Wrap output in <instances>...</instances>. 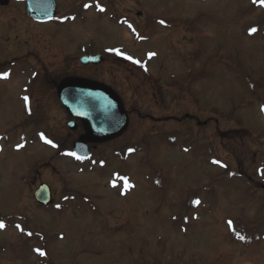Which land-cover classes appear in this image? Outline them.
<instances>
[{
  "label": "rangeland",
  "instance_id": "obj_1",
  "mask_svg": "<svg viewBox=\"0 0 264 264\" xmlns=\"http://www.w3.org/2000/svg\"><path fill=\"white\" fill-rule=\"evenodd\" d=\"M117 2L0 43V264H264V194L250 186L264 187V6ZM97 53L103 64L80 65ZM69 77L115 89L130 118L91 162L70 159L85 131L57 96ZM40 182L54 206L35 203Z\"/></svg>",
  "mask_w": 264,
  "mask_h": 264
},
{
  "label": "water",
  "instance_id": "obj_2",
  "mask_svg": "<svg viewBox=\"0 0 264 264\" xmlns=\"http://www.w3.org/2000/svg\"><path fill=\"white\" fill-rule=\"evenodd\" d=\"M33 7V6H32ZM55 8L43 12L31 10L29 15L41 21H50L55 15ZM101 55H89L80 58L84 66L102 63ZM59 100L65 110L75 120L82 123L85 134L74 144V154L79 158L91 156L90 145L102 144L122 136L128 127V117L119 96L98 82L82 78H66L58 86ZM72 131L78 129L76 122L69 123ZM51 189L42 184L34 193L36 203L47 207L53 201Z\"/></svg>",
  "mask_w": 264,
  "mask_h": 264
},
{
  "label": "flooded vegetation",
  "instance_id": "obj_3",
  "mask_svg": "<svg viewBox=\"0 0 264 264\" xmlns=\"http://www.w3.org/2000/svg\"><path fill=\"white\" fill-rule=\"evenodd\" d=\"M102 3H105L109 11L113 7L116 8L115 14H118L117 8L118 11L121 10L118 6L120 2L118 3L117 0H102ZM86 4L93 7L92 0H0V43L9 40V34H15L17 39L21 33H31L45 25L54 24L56 19L62 15L66 18H73V16L77 18L78 15L84 13ZM46 5H53L56 8L54 19L47 24L35 22L28 14L29 6L41 10L46 8ZM61 9H64L66 13H61Z\"/></svg>",
  "mask_w": 264,
  "mask_h": 264
},
{
  "label": "snow or ice",
  "instance_id": "obj_4",
  "mask_svg": "<svg viewBox=\"0 0 264 264\" xmlns=\"http://www.w3.org/2000/svg\"><path fill=\"white\" fill-rule=\"evenodd\" d=\"M257 2L261 6H264V0H253V3H257ZM84 7H89V5H84ZM100 11H104V9L103 8H100ZM160 23L161 24H164L165 22L163 20H161ZM129 27H131V25H129ZM256 31H257L256 28H251L250 29V34L251 33H255ZM151 55H154V53H152ZM128 59H132V58L131 57H128ZM136 62L139 63V61H136ZM7 76H8V73H6V72L5 73H0V78H7ZM23 99L25 100V102H27L29 98L25 96ZM41 138L42 139L44 138L42 133H41ZM46 143L52 144V141L46 140ZM129 151H133V150L132 149H129ZM72 155H75V154L72 153ZM214 163H219V162L218 161H214ZM221 166H224V165H221ZM193 203L196 204V205H199L200 204V200L196 199V200L193 201ZM58 207H59V205H58ZM228 223H229V226H231L232 222L229 221ZM4 227H5V225H4L3 221H0V229H3ZM17 228H20V226L17 225ZM28 235L31 236L32 233H28ZM237 235H238V238L244 239V237L243 236H240L238 233H237ZM35 251H37L41 256H44L45 255V253L43 251H41L40 249H35Z\"/></svg>",
  "mask_w": 264,
  "mask_h": 264
}]
</instances>
